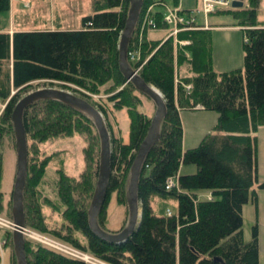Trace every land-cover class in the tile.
Here are the masks:
<instances>
[{"label": "trees", "instance_id": "obj_1", "mask_svg": "<svg viewBox=\"0 0 264 264\" xmlns=\"http://www.w3.org/2000/svg\"><path fill=\"white\" fill-rule=\"evenodd\" d=\"M128 2L91 0V12L82 17L80 29L40 31L16 22L17 28L8 34L1 30L0 23V102L6 103L0 114V139L13 133L14 105L35 81L75 87L84 95L98 96L103 103L99 102V111L105 120L111 112L118 128L115 110H125L128 140L123 139L121 130L113 136L109 129L111 173L98 215L103 229L112 193L127 211L125 188L129 168L150 120L139 108V92L126 82L118 67V39ZM170 2L175 6L178 0H144L138 21L152 5L149 17L155 22L153 31L169 29L162 18L163 4ZM246 2L247 8L237 11L244 17L243 66L221 73L211 65L210 30L178 32V41L189 42L178 45L172 36L154 38L145 28L138 35L139 29H135L128 50L137 51L139 59L132 66L139 67L142 79L162 94L167 113L139 180L140 222L123 242L105 241L88 227L87 209L98 167L94 126L77 111L52 100L38 101L25 109L23 123L26 139L31 143L23 190L26 227L107 264H259L257 229L253 226L251 239L244 240L242 208L250 200L255 202V184L264 190V182L258 183L255 136L264 127V25L256 21L259 0ZM9 11L10 0H0V15L7 17ZM189 11V7L182 9L186 14ZM225 11L230 8L222 10ZM181 66L186 71L182 75L176 73ZM187 84L189 90L184 87ZM197 106L216 113L215 124L198 145L182 149L179 110ZM76 133L86 137L83 153L91 170L79 179L68 176L61 168L55 170L61 210L46 196L40 202L38 186L53 156L40 158L38 144ZM2 160L0 152V178ZM185 166H192L194 172L180 173ZM168 179L173 184L166 189ZM199 190L209 192V197L202 196ZM153 197L174 199L175 211L170 210L171 215H167L164 208L156 213L151 205ZM2 203L0 189V214L11 217L10 210L2 209ZM42 205L61 214L59 226L48 228ZM24 247L27 264H86L30 240H25Z\"/></svg>", "mask_w": 264, "mask_h": 264}, {"label": "rangeland", "instance_id": "obj_2", "mask_svg": "<svg viewBox=\"0 0 264 264\" xmlns=\"http://www.w3.org/2000/svg\"><path fill=\"white\" fill-rule=\"evenodd\" d=\"M68 8L65 12L69 13L67 16H70V19L73 21H68L70 24H74L76 22V14L80 13L78 9L84 5V8L87 10L91 9V0H66ZM13 6L17 8V13H15L13 20H9V31L14 30L16 27V22H21L25 24L27 27H31L32 18L31 13L35 9V0H12ZM17 3L19 4L18 6ZM195 0H180V9L187 7V5L194 6ZM79 4V5H78ZM90 4V5H89ZM178 2L175 6L171 4L164 5L163 9L166 12V9H176L178 7ZM199 8V6H197ZM247 5L243 4L241 7H233L230 8V11L219 12L215 14L209 15V23L212 27H214L209 32V44L210 48V60L211 65L215 72L221 73L229 70H233L236 68H241L243 66V49L242 43L244 40V26L242 25L244 22V17L241 13H237L238 10L246 9ZM74 9V10H73ZM179 9V10H180ZM196 9V7H195ZM72 10V11H71ZM75 11V14H73ZM145 11V10H144ZM144 11L141 14V20L144 16ZM89 14L90 11L88 10ZM71 14V15H70ZM199 18V17H198ZM256 21L264 23V0H259L257 9H256ZM152 30V29H150ZM169 30V29H168ZM168 30H153L148 31V34L151 32L155 33V36L159 37L162 34L168 33ZM121 33V32H120ZM141 32L138 31L139 35ZM172 33V32H171ZM177 35V34H176ZM176 35L174 36V43H176ZM171 36V35H170ZM169 36V37H170ZM178 41V40H177ZM181 41V40H179ZM185 41V40H184ZM186 71L184 66L180 68H176V73L184 74ZM41 87H52L57 89H63L65 91H69L74 93L88 102L93 104L98 108L99 102L103 104L100 98L96 95H84L80 90L75 87L59 85L58 83H49L48 81H35L32 83V86L29 87L26 91L20 94V99L27 92L41 88ZM14 92V91H12ZM12 92L10 94H12ZM141 103L139 108L141 111L146 112L149 117L152 116L155 110V105L148 99L146 96L139 94ZM99 110V109H98ZM124 110V109H122ZM122 113V112H121ZM112 113L108 111L107 119L103 116L105 124L107 125V129L110 134V130H112L113 136L119 135V130H121L122 137L125 141L128 140V117L124 114L121 115V119L119 120V127L115 121V118L111 115ZM216 115L212 111L204 112L196 117H191L188 113H184L181 115V125L182 132L184 136V145L187 147H194L199 143V139L204 136V133L207 128H209L210 132L212 131L213 124L215 123ZM89 120V119H88ZM90 121V120H89ZM91 122V121H90ZM93 125V123L91 122ZM94 126V125H93ZM95 128V127H94ZM257 137V165L258 160L261 165L258 169V179L264 180V127H260L258 131L255 133ZM98 138V135H97ZM27 140V149L30 147V142ZM87 145L86 137L82 134H73L72 136L66 137H56L50 138L42 143L38 144L40 158L53 156L50 160V163L46 167L44 179L41 185L38 186L40 195V202L43 201L44 196L50 198V200L56 205L60 206L58 202V198L55 190V170L61 168L68 176L74 177L76 179L80 178V175L84 172H87L89 168L88 162L85 159V155L83 153L84 147ZM0 152L3 153L2 160V174L0 178V189L3 193V203L2 209L4 211H8L11 208V192L13 188L15 169H16V153L14 147V135L13 133L10 135H5L2 139H0ZM259 157V159H258ZM99 160V138H98V158L97 164ZM93 167V165L91 166ZM97 178V177H96ZM96 178L94 179L93 186H95ZM259 182V181H258ZM94 189V188H93ZM126 189V188H125ZM202 194L206 192L205 190H199ZM10 200V202H9ZM6 202V203H4ZM56 202V203H55ZM252 202L251 200L248 202ZM4 206V207H3ZM126 206V204H125ZM167 206L171 211H175V201L172 198H164L158 203L155 209L156 213L159 212V207ZM61 210L63 209L60 206ZM107 216L104 220L105 229L111 232H115L119 230V228L124 225L123 222L125 218H127L125 208L119 203L116 202L115 193L110 195V199L108 200V204L106 206ZM42 214H44V218L46 221V225L48 228H55L59 226L62 222L61 214L58 211H53L50 207L46 205L41 206ZM258 220V221H257ZM242 230L243 235L246 241L251 239L252 235V227L258 223V241H259V264H264V204L261 205V208L258 211V216L254 210L245 205L242 213ZM125 223V222H124ZM49 236V235H47ZM51 237V236H49ZM0 238H3V234L0 235ZM57 240V239H56ZM59 241V240H58ZM35 242V241H32ZM5 264H16V260L13 254V251L10 253L9 259L7 255H5L4 259Z\"/></svg>", "mask_w": 264, "mask_h": 264}, {"label": "water", "instance_id": "obj_3", "mask_svg": "<svg viewBox=\"0 0 264 264\" xmlns=\"http://www.w3.org/2000/svg\"><path fill=\"white\" fill-rule=\"evenodd\" d=\"M144 0H129L124 27L118 39V67L126 82L133 85L134 89L146 96L155 105L145 137L136 150L128 173L125 190V202L127 207V219L124 226L118 232H108L98 224V215L105 202L107 187L110 178L111 143L109 131L106 127L102 113L86 99L52 87H41L27 92L17 100L11 114L13 126L14 147L16 153V169L11 192L10 213L15 224L12 232V250L16 264H27L25 255V239L22 229L25 227V215L23 205V190L27 176L28 149L26 132L23 123V114L31 104L52 100L59 102L89 119L97 132L99 138V160L97 167V178L93 194L87 209L88 227L97 237L108 241L119 243L125 241L137 228L141 218V207L138 199V185L143 171V164L149 151L158 141L160 127L167 113L165 99L153 85L146 83L128 62L127 53L131 36L140 16ZM244 0H233L232 7H241Z\"/></svg>", "mask_w": 264, "mask_h": 264}, {"label": "built area", "instance_id": "obj_4", "mask_svg": "<svg viewBox=\"0 0 264 264\" xmlns=\"http://www.w3.org/2000/svg\"><path fill=\"white\" fill-rule=\"evenodd\" d=\"M232 0H199V8L189 12L188 14L181 13L179 8L169 9L167 8V13L163 16L162 21L172 26L171 35H176L178 32L185 30H205L208 29L206 24V18L209 14L214 12L217 8H225L231 4ZM150 6L147 7L144 11V16L141 22L139 23V31L141 32L144 28H153L155 22L152 18L149 17ZM201 15L204 19V24L202 26L195 25L196 16ZM141 34V33H140ZM180 44H187L188 41H179ZM128 57L131 61H135L138 58L137 51L128 52ZM186 90H189L190 86H185ZM5 102H0V114L2 113ZM173 181L171 179L167 180L166 189L172 186ZM168 214H170L168 212ZM15 229V225L10 217H6L0 214V235L3 234V238H0V264H5L4 259L8 250V234ZM22 234L25 238L31 241H35L45 247L58 251L62 254H65L69 257L81 260L88 264H107L93 256L88 255L87 253L69 245L64 242L58 241L52 237H49L45 234L38 233L29 228H23Z\"/></svg>", "mask_w": 264, "mask_h": 264}, {"label": "crops", "instance_id": "obj_5", "mask_svg": "<svg viewBox=\"0 0 264 264\" xmlns=\"http://www.w3.org/2000/svg\"><path fill=\"white\" fill-rule=\"evenodd\" d=\"M17 2H18V0H17ZM35 3H36L35 7H33V9L34 8L35 9L31 13V18H32L31 29H36V30H40L41 29L40 31H44V30L49 31V30L80 29L82 27V23H81L82 17H84V16H86V14H88L87 13L88 10L91 12L90 7L87 10V8H84V5H83L82 7H80L78 9V11L80 13L76 14V19H77L76 22L74 24H70L73 21V18L71 20L70 16L69 15L67 16V14H69V13L65 12L68 9V8H66L67 7V1L66 0H35ZM178 4H179L178 7L181 8L180 7V0H178ZM243 4L248 6L246 0H244ZM18 5L19 4L17 3L16 6H18ZM197 5H198V0H195L194 6L187 5V7H189L190 10H193V9H195V7ZM182 9H184V8L182 7ZM222 10L223 9H217L215 13H219ZM15 13H17V8L13 6V2H12V0H10V11L8 13V16L6 17L5 15H0V23L2 24V29L1 30L3 32H7L8 34H12L13 33V30H11V31L8 30L9 29L8 23H10L11 20H13ZM215 13H213V14H215ZM74 14H75V11H73L72 15H74ZM198 17H197V22L198 23H204L203 17L201 15H198ZM208 19H209V16L206 19V22H207L206 24L210 27L209 30H212L214 27H212L210 25ZM9 20H10V22H9ZM68 21H71V22L68 23ZM10 24L12 25V23H10ZM259 24H263L264 25L263 22H261ZM12 27H13V25H12ZM149 31H152V30H149ZM153 32H151L150 34L154 38H164V39H166L169 36V30H168V33L162 34L159 37L155 36V33H153ZM204 112H208V111L203 110L199 106L194 107L192 109H180L179 110L180 121H181V115L184 114V113H188L191 117H196V116H198L200 114H203ZM120 114H124L126 116L125 110H119V111L115 110V115H116L117 118H119V120L122 118ZM215 115H216V113H215ZM216 118H217V115H216ZM216 118H215V121H216ZM214 124H213V126H214ZM209 130H210L209 128L206 129V131L204 133V136L210 132ZM203 137H201L198 142H200ZM197 145H198V143H197ZM181 146H182V149L191 148V147H187V145H184L183 132H182V143H181ZM258 159H259V157H258ZM260 165H261V163L258 160V165H256V167L258 168ZM193 172H194V168L192 166H185V167H182L180 169V173H193ZM257 176H258V169H257ZM258 181L259 182H264V180L261 181L259 179H258ZM253 189H254L255 197H256L255 202H250V203H247L246 205H247V207H250L252 210H254L255 213L258 216V211L261 208V205L264 204V190L258 189L257 184L254 185ZM201 195L208 198L210 193L209 192H204ZM160 201H161V199H159L157 197H153L151 199V205H152V208H153L154 211L158 210V209H155V208L157 207V205H158V203ZM244 207H245V205L242 208V213H243ZM159 208H160L159 210L163 211V209L167 208V206H164V207L160 206ZM106 216H107V210H106ZM125 220H126V218H125ZM253 226L256 227L257 233H258V223H256V225H253ZM244 240H245V238H244ZM258 244H259V241H258ZM258 256H259V254H258ZM258 259H259V257H258Z\"/></svg>", "mask_w": 264, "mask_h": 264}, {"label": "bare ground", "instance_id": "obj_6", "mask_svg": "<svg viewBox=\"0 0 264 264\" xmlns=\"http://www.w3.org/2000/svg\"><path fill=\"white\" fill-rule=\"evenodd\" d=\"M132 51V50H131Z\"/></svg>", "mask_w": 264, "mask_h": 264}]
</instances>
